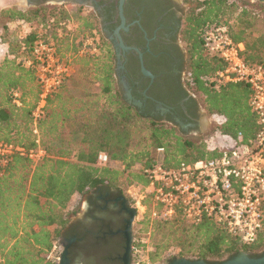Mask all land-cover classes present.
I'll list each match as a JSON object with an SVG mask.
<instances>
[{
	"label": "trees",
	"instance_id": "trees-1",
	"mask_svg": "<svg viewBox=\"0 0 264 264\" xmlns=\"http://www.w3.org/2000/svg\"><path fill=\"white\" fill-rule=\"evenodd\" d=\"M187 1L194 8L180 30L188 48L186 79L182 83L177 77L161 87L154 86L150 94L154 95L155 88L164 93L171 90L170 94L176 90L179 99L172 101L179 105L181 115L182 100L187 99L184 106L192 118L198 119L202 109L210 118L222 116L226 122L215 124L214 131L232 140L242 135L244 142H250L258 131L250 105L251 88L227 84L216 89L212 79L224 64L207 52L202 34L208 27L226 25L234 41L244 44L246 63L264 64V3ZM83 9L41 6L29 11L12 8L2 14L9 25L30 30L17 44H8V55L0 65V141L34 148L37 127L47 157L35 164L15 156L0 178V264H56L47 259L48 254L55 243L61 245L68 236L66 231L79 216L84 199L109 193L132 203L128 191L146 187L143 169L157 163V149L164 148L163 164L167 167L214 159L221 153L210 150L204 136L196 140L183 136L185 129L170 113L166 117L151 114L126 99L114 46L102 35L99 15L95 11L86 15ZM87 38L95 39L99 51L81 56L79 48ZM40 39L54 42L60 60L71 63L74 73L69 85L49 97L46 116L35 122L32 114L42 89L36 69L28 68L25 60L32 58ZM16 92L21 95L22 107L14 103ZM154 96L165 100L164 95ZM133 98L142 100L143 96L135 91ZM101 153L109 157L105 167L97 164ZM145 203L147 213L138 231L147 232L152 225L153 234L162 235L156 243L155 264L180 257L213 263L241 251L254 258L264 253V227L256 243L243 245L210 220L200 225L187 224L182 217L151 222L152 205Z\"/></svg>",
	"mask_w": 264,
	"mask_h": 264
},
{
	"label": "built area",
	"instance_id": "built-area-1",
	"mask_svg": "<svg viewBox=\"0 0 264 264\" xmlns=\"http://www.w3.org/2000/svg\"><path fill=\"white\" fill-rule=\"evenodd\" d=\"M202 40L207 52L224 64V68L212 79L216 89L227 84H246L251 88L250 105L257 117L258 131L250 142H244L242 135L232 140L235 142L232 149L226 147L229 143L227 138L215 131L207 140L211 142L217 139L218 143L215 141L214 146L207 143L210 150H216L218 144L223 147L217 158L182 162L174 167L154 164L144 168L147 185L135 188V195H131L132 204L137 212L140 208L145 212L148 208L145 202L149 201L152 205V222L182 217L191 224L200 225L210 220L243 245H252L264 227V64L246 63L244 44L234 41L226 25L208 27L202 34ZM98 51L95 39L87 38L82 41L79 55H94ZM57 53L54 42L40 39L34 46L32 58L25 60L28 68L36 69L42 89L32 114L35 122L46 116L49 97L65 85L74 73L73 65L62 62ZM20 97L19 93H14V103L18 107L23 106ZM211 119L218 125L224 122L222 116ZM34 135L37 137L34 148L0 141V178L15 156L27 158L35 164L47 157L37 127ZM164 151V148L157 149L158 155ZM97 164L107 166L108 155L101 153ZM149 236L150 233L134 239L132 264H153L149 258V252L153 250L147 238ZM61 255V245L55 243L47 259L57 264Z\"/></svg>",
	"mask_w": 264,
	"mask_h": 264
},
{
	"label": "flooded vegetation",
	"instance_id": "flooded-vegetation-1",
	"mask_svg": "<svg viewBox=\"0 0 264 264\" xmlns=\"http://www.w3.org/2000/svg\"><path fill=\"white\" fill-rule=\"evenodd\" d=\"M27 1L36 9L50 0ZM119 2L120 0H98L86 6L99 15L102 35L114 46L117 72L123 90V80H126L132 95L135 91L142 94L143 99L139 102L144 111L164 117L170 113L175 122L185 129L186 134L200 135L203 116L201 110L198 119L192 118L184 106L187 99H183L181 115L179 105H173L172 101L179 99V95L175 94L176 90H172L170 94L171 90L164 93V90L155 88L154 95H164V101H159L150 94L154 86L160 84L161 87L163 83L166 85V82L170 83L177 77H180L182 83L185 80L188 56L180 30L192 6L186 3L187 0H126V27L120 29V34L125 46L132 49L124 50L119 47L116 36V31L122 25ZM140 54L144 67L153 75V79L143 71ZM144 84L147 85L145 89ZM158 102L163 104L165 112L159 108ZM132 207V203L125 197H112L109 193L94 194L92 199L89 197L86 209L73 218L68 227L66 235L69 237L65 236L61 241L62 253L65 248L68 251V264H125L129 241L127 226L132 219L128 210ZM136 218L137 215L133 232ZM134 239L133 234L132 248ZM130 257L132 264V252Z\"/></svg>",
	"mask_w": 264,
	"mask_h": 264
},
{
	"label": "rangeland",
	"instance_id": "rangeland-1",
	"mask_svg": "<svg viewBox=\"0 0 264 264\" xmlns=\"http://www.w3.org/2000/svg\"><path fill=\"white\" fill-rule=\"evenodd\" d=\"M250 2L251 3H262V4L264 3V1H261V2L250 1ZM186 3L189 4L190 6H192V9L194 8V4L193 3H190V1H187ZM6 4H10V5L7 6L8 9L16 8V9L21 10V11H29V10L34 9L33 7H31V5L28 3L27 0H11L10 3L8 2ZM63 5H66L67 9L70 10V11L75 10L77 6H81V5H77V4H74V3H66V4H63ZM42 6L47 7V8H55V7H60L62 5L54 4L52 2V0H50L48 2H45ZM82 6H84L83 11H84V13L86 15H88L89 13L92 12V9H90V7H88L86 5H82ZM192 9L190 8V10H189V8H188L189 11L187 13L189 14ZM3 12L1 13V17H0V26H5L6 28H8L6 30L5 27H4V29H3L4 30L3 31V39H4V42H6L8 44L11 43V44H14L15 45L22 38V36L24 37L29 32L30 29L29 28H25V27L23 28V27H18V26H14V25H9L8 19L7 18H4L3 15H2ZM184 46H185V49L187 51V56H188V48H187V46H186L185 43H184ZM4 49H3V47L0 46V55L3 52ZM0 57H2V56H0ZM70 81H71V79H69L65 84L66 85H69ZM202 114H203V116H202L201 123H200L201 126H202V129H201L200 135L197 136V135H192V134H182L183 136H185V137H187L189 139H193V140L194 139L196 140V139H198V138H200L202 136L206 137V139H208L209 137L213 136V134L215 132L214 131L215 130V126L214 125L216 124V122H215V124H213L214 123V120H212L210 117H208L205 114V112H204L203 109H202ZM224 122H226L225 119H224ZM224 122L222 124H224ZM207 141L210 142L209 140H207ZM215 141L218 143V140L216 139V140H212L210 142V144L214 146V142ZM227 142H229L226 145V147L228 149L234 148L235 142H232V139L227 138ZM219 145L220 144L217 145L216 151H219L220 152V151L223 150V147H220ZM41 146H42V140H41ZM42 148H43V146H42ZM163 161H164V156L162 154L161 155H158V157H157V163L156 164H163ZM135 188H131L128 191V194L130 195V197H131V195H135V192H136V189ZM86 202H87V198H85L84 201H83V203L81 204V206L79 208V214L78 215H81L82 211H84L86 209ZM133 208H135L134 205H133ZM146 213H147V210L144 212V209H141V208L137 212V218H136V221H135V229H134L135 232H134V235H135V238H136V237L145 236L148 233H150V236L147 237V238L149 239L150 246L153 247V250L151 252H149V258L152 261V263L155 264L153 262V257H154V255H155V253L157 251L156 243L159 240L162 239V235L160 233H157V235H154L153 234L154 229H153V226L152 225H150L149 230L147 232H139L138 231V228L140 229V223L143 220V218L146 215ZM186 223L187 224H190V222H188V221H186Z\"/></svg>",
	"mask_w": 264,
	"mask_h": 264
},
{
	"label": "water",
	"instance_id": "water-1",
	"mask_svg": "<svg viewBox=\"0 0 264 264\" xmlns=\"http://www.w3.org/2000/svg\"><path fill=\"white\" fill-rule=\"evenodd\" d=\"M98 0H52V2L54 4L57 5H63L66 3H74L77 5H87V4H93L96 3ZM125 1L126 0H120L119 2V14L121 17V21H122V25L121 27L116 31V36L117 39L119 40V47L124 49V50H131L132 48L125 46L122 36L120 34V29L125 28V24H126V18L124 15V5H125ZM138 51V50H136ZM140 61H141V65H142V69L143 71L148 74L152 79L154 78L153 75L151 73H149V71L146 70V68L144 67V63H143V59H142V55L140 54ZM123 84L125 86V97L128 101L133 102L134 105H136L138 108H141L142 104L141 102H139V100H136L133 98V95L131 93V90L129 89V85L127 83L126 80H123ZM159 104V108H161L164 112L165 109L163 108V104L158 102ZM123 198V197H122ZM131 215H132V219L129 222L128 226H127V230H128V237H129V241H128V247H127V252L125 254L124 257V263L125 264H131V252H132V243H133V223L135 220V217L137 215V210L135 208H131L128 210ZM62 244V243H61ZM67 255H68V251L65 248L62 255H61V260L59 263L57 264H68V259H67ZM167 264H264V253H262V255L258 258H254L252 257L249 253L245 252V251H241L237 256H234L231 259H226L220 262H213V263H209L207 261L204 260H195V259H189V258H184V257H180V258H175L173 259L171 262H168Z\"/></svg>",
	"mask_w": 264,
	"mask_h": 264
},
{
	"label": "crops",
	"instance_id": "crops-1",
	"mask_svg": "<svg viewBox=\"0 0 264 264\" xmlns=\"http://www.w3.org/2000/svg\"><path fill=\"white\" fill-rule=\"evenodd\" d=\"M11 0H0V17H1V13L4 11V10H7L8 9V5L10 4H6V3H10ZM5 26H0V46L3 47V52L1 53L0 56V65H1V62L6 58V56L8 55V43L4 42V39H3V29H4ZM123 88V87H122ZM124 89V88H123ZM125 92V90H123Z\"/></svg>",
	"mask_w": 264,
	"mask_h": 264
}]
</instances>
